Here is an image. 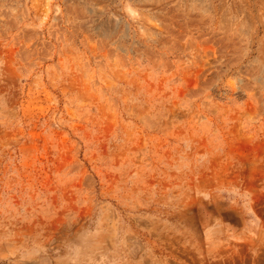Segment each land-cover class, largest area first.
<instances>
[{
  "label": "rangeland",
  "instance_id": "rangeland-1",
  "mask_svg": "<svg viewBox=\"0 0 264 264\" xmlns=\"http://www.w3.org/2000/svg\"><path fill=\"white\" fill-rule=\"evenodd\" d=\"M0 264H264V0H0Z\"/></svg>",
  "mask_w": 264,
  "mask_h": 264
},
{
  "label": "bare ground",
  "instance_id": "bare-ground-1",
  "mask_svg": "<svg viewBox=\"0 0 264 264\" xmlns=\"http://www.w3.org/2000/svg\"><path fill=\"white\" fill-rule=\"evenodd\" d=\"M83 252V251H82Z\"/></svg>",
  "mask_w": 264,
  "mask_h": 264
}]
</instances>
